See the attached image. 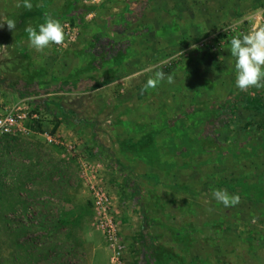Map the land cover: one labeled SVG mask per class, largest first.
Returning <instances> with one entry per match:
<instances>
[{"label": "rangeland", "instance_id": "1", "mask_svg": "<svg viewBox=\"0 0 264 264\" xmlns=\"http://www.w3.org/2000/svg\"><path fill=\"white\" fill-rule=\"evenodd\" d=\"M30 2L0 0V96L44 121L0 139V264H264V88L236 87L230 51L264 0ZM46 17L64 39L36 50Z\"/></svg>", "mask_w": 264, "mask_h": 264}, {"label": "clouds", "instance_id": "2", "mask_svg": "<svg viewBox=\"0 0 264 264\" xmlns=\"http://www.w3.org/2000/svg\"><path fill=\"white\" fill-rule=\"evenodd\" d=\"M23 7L31 10L30 0H23ZM7 25L9 30H14L16 22L8 19L6 23H0V28ZM28 34L31 47L36 50H43L49 44L59 45L63 39V27L61 23L52 18L46 17L44 23L37 28L28 27L25 29ZM231 56L235 61L236 87L246 90L250 87L257 89L264 88V28L249 32L248 34L234 36L230 41ZM165 73L158 71L155 78L147 80L145 87L153 88L157 82L163 80ZM171 83V76L168 77ZM214 198L224 206H234L240 202L239 194H229L226 190L216 189L213 191Z\"/></svg>", "mask_w": 264, "mask_h": 264}, {"label": "built area", "instance_id": "3", "mask_svg": "<svg viewBox=\"0 0 264 264\" xmlns=\"http://www.w3.org/2000/svg\"><path fill=\"white\" fill-rule=\"evenodd\" d=\"M260 13L264 16V7ZM43 122L42 108L31 96L23 95L13 97L11 100L0 96V138L26 135L31 131L30 124H37V127H41ZM110 204L109 193L94 187L93 205L96 211L104 215L102 222L104 234L110 248L115 251L118 243V232L114 222L107 218Z\"/></svg>", "mask_w": 264, "mask_h": 264}, {"label": "trees", "instance_id": "4", "mask_svg": "<svg viewBox=\"0 0 264 264\" xmlns=\"http://www.w3.org/2000/svg\"><path fill=\"white\" fill-rule=\"evenodd\" d=\"M231 107H228V108H230V110H231V112L235 109V107H236V105H234V104H232V105H230ZM223 108V110H224V107H222ZM231 114H233V113H231ZM11 136H4V137H1L0 139H2V138H10ZM14 138V137H13Z\"/></svg>", "mask_w": 264, "mask_h": 264}, {"label": "crops", "instance_id": "5", "mask_svg": "<svg viewBox=\"0 0 264 264\" xmlns=\"http://www.w3.org/2000/svg\"><path fill=\"white\" fill-rule=\"evenodd\" d=\"M239 1H242V0H239ZM248 1V0H247ZM253 1H255V2H257V0H252V2ZM243 4V3H242ZM80 87H81V85H80ZM79 88V87H78ZM65 93V92H64ZM64 93H60V94H64ZM78 95H77V93H76V97H77ZM66 100V99H65Z\"/></svg>", "mask_w": 264, "mask_h": 264}]
</instances>
